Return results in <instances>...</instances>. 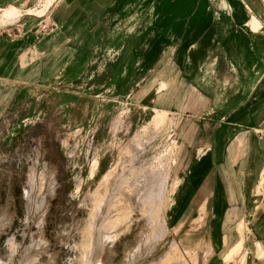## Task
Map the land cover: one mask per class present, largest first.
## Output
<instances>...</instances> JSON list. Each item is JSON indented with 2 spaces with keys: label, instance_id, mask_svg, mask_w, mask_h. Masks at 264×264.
Returning <instances> with one entry per match:
<instances>
[{
  "label": "crops",
  "instance_id": "1",
  "mask_svg": "<svg viewBox=\"0 0 264 264\" xmlns=\"http://www.w3.org/2000/svg\"><path fill=\"white\" fill-rule=\"evenodd\" d=\"M109 2L69 0L45 31L43 18L0 27V143L66 135L83 97L93 117L100 97L144 104L173 121L162 212L177 244L195 264H264V0H123L99 15Z\"/></svg>",
  "mask_w": 264,
  "mask_h": 264
},
{
  "label": "rangeland",
  "instance_id": "2",
  "mask_svg": "<svg viewBox=\"0 0 264 264\" xmlns=\"http://www.w3.org/2000/svg\"><path fill=\"white\" fill-rule=\"evenodd\" d=\"M114 1L96 12L120 16L123 0ZM68 2L54 0L44 14L56 16ZM38 16L24 12L4 27H29ZM93 106L83 97L77 121L67 109L64 136L23 129L13 143H0V264H167L178 249L185 264H195L197 251L177 244L164 221L177 183L173 121L161 122L144 104L100 97L94 117ZM159 170L170 171L167 185Z\"/></svg>",
  "mask_w": 264,
  "mask_h": 264
},
{
  "label": "bare ground",
  "instance_id": "3",
  "mask_svg": "<svg viewBox=\"0 0 264 264\" xmlns=\"http://www.w3.org/2000/svg\"><path fill=\"white\" fill-rule=\"evenodd\" d=\"M54 0H40L39 2H41L40 6L39 7H33V8H27V9H24V8H21V7H18L16 5H10V6H7V7H4L0 10V27L2 26H6L8 24H13L14 22H16L20 17H22V15L25 13H27L28 15H31V14H36V15H43L47 10L48 8L50 7V5L53 3ZM260 25V24H259ZM158 177L160 178L161 175H158ZM162 177H163V183L165 184V174L163 173L162 174ZM149 197L153 198L154 196L153 195H150ZM152 201V200H151ZM156 202V201H154ZM162 205V204H161ZM151 207H153V211L155 210V208H157V205H152ZM152 211V212H153ZM150 214V212H149ZM146 226V225H145ZM151 226V225H150ZM156 228V227H155ZM147 229V228H146ZM151 230V229H150ZM144 235L145 236V233L142 232L141 233V236ZM143 236V237H144ZM147 238L145 236V239H149L150 238V235L147 234ZM142 238V237H141ZM139 240V239H138ZM186 250H189V249H186ZM127 257H128V254H126ZM189 255V254H188ZM170 255H167L165 258L167 264L170 263V264H174L176 261L178 262L177 264H185V261H183V255L181 254V252H179V249H178V254L176 255L175 253L172 254V257H170ZM126 258V257H124ZM183 261V262H182ZM180 262V263H179Z\"/></svg>",
  "mask_w": 264,
  "mask_h": 264
},
{
  "label": "built area",
  "instance_id": "4",
  "mask_svg": "<svg viewBox=\"0 0 264 264\" xmlns=\"http://www.w3.org/2000/svg\"><path fill=\"white\" fill-rule=\"evenodd\" d=\"M39 17H43V20L40 23V29L42 31H45L51 28V23L45 19L47 17L46 14H44L43 16H39Z\"/></svg>",
  "mask_w": 264,
  "mask_h": 264
}]
</instances>
